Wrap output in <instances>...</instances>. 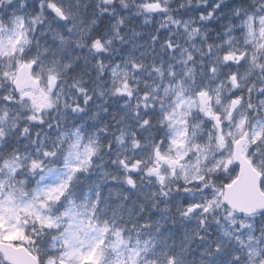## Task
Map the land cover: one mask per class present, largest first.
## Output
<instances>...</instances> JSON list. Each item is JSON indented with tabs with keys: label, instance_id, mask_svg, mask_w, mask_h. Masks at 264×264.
Masks as SVG:
<instances>
[{
	"label": "snow or ice",
	"instance_id": "6c2138e0",
	"mask_svg": "<svg viewBox=\"0 0 264 264\" xmlns=\"http://www.w3.org/2000/svg\"><path fill=\"white\" fill-rule=\"evenodd\" d=\"M0 264H264V0H0Z\"/></svg>",
	"mask_w": 264,
	"mask_h": 264
}]
</instances>
